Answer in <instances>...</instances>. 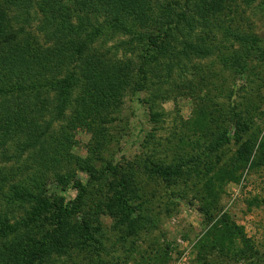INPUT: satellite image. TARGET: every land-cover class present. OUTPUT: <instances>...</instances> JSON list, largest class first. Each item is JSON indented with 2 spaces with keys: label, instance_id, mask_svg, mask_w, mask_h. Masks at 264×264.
I'll use <instances>...</instances> for the list:
<instances>
[{
  "label": "rangeland",
  "instance_id": "374dc122",
  "mask_svg": "<svg viewBox=\"0 0 264 264\" xmlns=\"http://www.w3.org/2000/svg\"><path fill=\"white\" fill-rule=\"evenodd\" d=\"M89 1L28 0L23 7L19 1L0 0V8L6 14L4 22L9 31L23 37L24 42L31 41L32 38L26 40L28 35H35L43 49H64L57 44L66 42V46L72 47L70 51H74L86 38H81L78 29L72 25L80 27L82 20L88 19L97 24L107 21L105 14L91 12ZM149 2L154 13H161L167 4L170 5L172 14L167 19L172 23L171 29L168 23L165 28H169L171 54L160 56L147 67L144 89L135 92L133 86L128 88L123 102L106 118L107 122L95 128L97 132L82 128L68 130V120L57 118L51 101L53 94L43 99L49 105L46 110L23 112L26 119L34 118L33 131L41 135L42 142L52 143L56 138L69 137V146L59 144L58 148L64 153L59 157L70 160H62L57 166L51 162L40 165L33 154L37 148L22 150L21 142L11 140L0 147V167L15 176L5 189L22 179L25 184L34 180L35 185L46 187L39 195L52 200L62 196L59 200L68 204L76 202L79 191L73 186L65 190L59 188L54 181L57 179L54 171L68 174L71 170L86 181L88 173L79 168L84 162H95L99 169L109 164L135 163L136 174L144 178L141 198L136 201L141 205L140 211L154 218V225L127 239L123 237L122 228L114 226V217L100 213L94 220L96 205H100L97 189L85 196L80 210L70 219L71 224L87 223L91 227L101 241L98 247H102L101 251L99 248L94 250L100 251L103 258L111 264H264V165L252 168L248 163L240 180L219 183L212 193L208 194L204 185V177L211 175L206 171V165L215 156L205 151L208 138L219 135L224 127L233 135L234 124L231 122L236 115L252 122L246 138L253 135L257 144L264 138V56L260 58L257 50L247 59L249 69L246 71L229 68L221 61L222 52L233 48L223 33L229 24L255 33L264 45V0H225V10L221 14L226 15L222 21L225 28H220L212 16L204 14L202 0ZM165 11L170 15L168 9ZM183 13L189 20L175 27L174 23ZM138 29L144 35H164V29L154 26L152 21ZM107 35L110 34L103 30L98 41L89 43L87 52L97 51L115 62L141 65L146 44L136 41L132 33L118 32L110 39ZM187 41L207 48L210 53L197 54L193 49H187ZM237 48L238 44H235L234 49ZM185 51L192 54L187 57ZM152 68L156 70H150ZM136 79L139 80L138 75H135ZM27 84L20 89L33 95L34 90L25 89ZM41 95L44 97V92ZM211 117H215L216 122L209 123ZM238 148L234 142L223 146V160L233 157ZM192 156L200 159L196 165L194 162L184 164L186 158L190 160ZM147 161L153 165H172L183 174L164 179L145 168ZM179 161L183 162L180 167ZM6 193L8 190L0 195L1 208ZM29 206L28 202H17L12 206L14 212L10 222L26 217ZM44 215L45 229L52 230L58 222L57 215L54 210ZM226 216L233 225L234 236L230 248L226 247L222 252L220 246L214 245L209 232ZM96 225L100 229L95 230ZM202 241L207 248L199 257ZM91 253L95 255V252ZM50 259L51 264H73L71 257L57 252H53ZM84 259L81 255L80 263Z\"/></svg>",
  "mask_w": 264,
  "mask_h": 264
},
{
  "label": "trees",
  "instance_id": "16d2710c",
  "mask_svg": "<svg viewBox=\"0 0 264 264\" xmlns=\"http://www.w3.org/2000/svg\"><path fill=\"white\" fill-rule=\"evenodd\" d=\"M17 1L22 6L28 2V0H14ZM202 1L204 14L212 16L216 25L225 28L222 21L226 15L224 17L221 15L225 10L223 9L225 0ZM88 6L91 12L97 15L105 14L107 21L97 24L88 19L82 20L80 27L78 24L72 25L73 28L78 29L81 38L82 36L86 38V40L83 38L85 41L77 45L74 51H70L72 47L66 46L68 45L66 42L57 44L64 49L61 47H55L53 50L43 49L38 39L34 38L35 35H28L26 40L31 38L33 40L24 42L23 37L19 38L14 32L9 31L4 22L6 14L0 8V98L2 100L0 101V147H4L12 140L21 142L22 150L37 148V152L35 150L36 153L33 154L40 165L51 162L57 166L62 160H70L60 158L59 156H63L64 153L58 148L59 144L69 146V137L66 135L65 139L56 138L52 143L44 140L42 142L41 135L33 131L34 118L26 119L23 112L31 109L32 112L41 113L49 108L48 103L43 99L53 94L51 101L54 102L53 108L56 109L57 118L68 120L66 122L68 130L82 128L92 132L107 122L106 118L123 102L128 88L133 86L135 92L144 89L149 65L158 61L160 56L171 54L168 49L171 38L167 35L169 28H165L168 23L171 29L172 24L167 19L172 14L169 4L164 11L168 9L170 15H166V11L154 13L149 0H90ZM43 10L45 11V8ZM188 20V15L183 13L179 15L174 26L177 27L180 22ZM150 21L154 26L164 29V35L153 33L144 35L139 31V27L147 25ZM105 29L107 34H110L107 35L109 39L123 31L134 34L131 36L136 37V41L140 44H146L140 66H134L129 61L128 64L115 62L97 51L87 52L89 43L98 41ZM223 33L231 43L230 46H233L231 50L224 51L221 55V61L229 68L246 71L249 69L247 59L252 58L257 50L260 51V58L264 56V45L255 33L233 28L230 24ZM50 36L47 37L51 38ZM235 44H238L237 49H234ZM186 48L191 51L193 49L197 54L210 53L207 48L202 49L188 41ZM184 53L187 57L192 54L188 51ZM155 68L150 70L155 71ZM135 75L139 76L138 81L135 80ZM26 81L28 84L25 89L34 90L33 95L20 89L27 83ZM43 92L44 97L41 95ZM236 117L231 122L234 124L233 135H230L228 128L224 127L219 135L208 138L205 151L215 155L212 162L205 164L206 171L211 173L210 177H204L208 194L216 191L219 183L240 180V175L248 163L252 168L264 165V138L259 144L256 139L254 140L253 135L246 138L252 122L247 119L241 120V115ZM212 122H216L215 117L212 121L209 120V123ZM35 124L38 125V122L35 121ZM94 132H97L96 129ZM231 142L239 145V148L233 157L223 160V146ZM197 160L200 159L192 156L190 160L186 158L184 164L194 162L193 164L196 165ZM153 164L147 161L145 168L163 176L164 179L169 180L174 175L183 174L181 169L172 165ZM177 164L180 167L183 162L179 161ZM136 166L135 163L129 162L109 164L99 169L95 162H84L79 168L88 173L89 178L86 181L78 178L71 170L68 174L54 171L55 179L57 178L54 181L59 188L65 190L73 186L79 191L76 202L68 204L63 203L62 199L59 200L62 196L52 200L48 196L39 195L46 187L37 183L35 185L34 180L25 184L22 179L9 184L8 189H5L6 184L14 180L15 176L8 173L4 167H0V195L8 190V193L3 195L5 198L3 208L0 207V264H51L50 258L53 252L68 255L73 264H111L102 257L100 252L102 247H98L101 241L91 227L87 226V223L71 224L70 219L74 212L80 210V204L84 203L85 196L97 189V202L100 205H96L94 220H97L96 216L98 217L100 213L114 217V226L121 227L123 237L127 239L154 225V218L149 213L140 211L141 205L136 201L141 198L142 180L144 181L143 176L136 174ZM17 202H28L29 211L26 217L11 223V213L14 212L12 206H16ZM53 210L58 222L52 230L45 229L44 214ZM205 210L209 213L208 209ZM229 222V217L226 216L217 221L209 232L214 245L220 246L222 252L226 247L230 248L233 243L234 228ZM95 228L98 230L100 226L96 225ZM203 241L198 250L199 257L202 250L207 248V244ZM97 248L100 251L94 250ZM91 252H95V255ZM74 254L76 257H73ZM81 255L85 259L80 263Z\"/></svg>",
  "mask_w": 264,
  "mask_h": 264
}]
</instances>
